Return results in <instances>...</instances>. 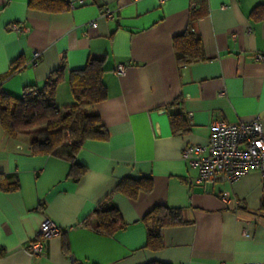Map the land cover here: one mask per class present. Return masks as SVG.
I'll list each match as a JSON object with an SVG mask.
<instances>
[{"label": "crops", "instance_id": "crops-1", "mask_svg": "<svg viewBox=\"0 0 264 264\" xmlns=\"http://www.w3.org/2000/svg\"><path fill=\"white\" fill-rule=\"evenodd\" d=\"M63 1L66 9L46 11L30 8L29 0H0V78L15 62L23 64L2 89L22 97L62 67L55 101L64 109L75 103L72 71L103 59L107 96L91 109L109 137L88 140L75 154L83 167L75 180L70 159L33 153L29 136L9 138L0 126V264H72L71 256L75 264H264L260 173L205 184L183 159L186 146L208 142L216 120L258 117L264 127V62L254 59L264 54V0ZM106 9L112 17L103 16ZM191 11L199 13L195 28L206 60L179 67L173 37L185 30ZM12 22L29 30L11 31ZM120 64L122 75L115 71ZM178 98L188 129L175 133L169 106ZM142 176L152 178L150 192L134 199L114 192L121 179ZM109 204L127 228L107 236L83 224ZM160 204L182 207L186 223L164 228L163 248L152 251L144 247L141 220ZM45 217L63 233L47 240L43 256L31 257L26 247Z\"/></svg>", "mask_w": 264, "mask_h": 264}, {"label": "trees", "instance_id": "trees-1", "mask_svg": "<svg viewBox=\"0 0 264 264\" xmlns=\"http://www.w3.org/2000/svg\"><path fill=\"white\" fill-rule=\"evenodd\" d=\"M32 9L61 11L67 8L63 0H29ZM199 13L190 12L189 22L183 32L173 37V49L179 67L206 60L201 35L195 28ZM23 64L15 62L9 71L0 78V126L9 138L20 135L29 136L33 153L58 154L72 161L70 174L78 179L83 167L74 161L75 154L88 140L106 141L108 131L98 113L91 107L107 96L103 75L106 67L103 59L91 60L85 68L72 71L70 85L75 96V103L60 109L55 101L56 87L64 78L62 67L52 71L41 87L30 86V93L22 97L8 94L1 83L18 71ZM178 98L170 104L169 117L175 133L185 132L188 121L180 111ZM17 185H8L6 190L17 189ZM153 189L151 177H126L121 179L114 189L130 198H136L141 191ZM264 210V202L262 206ZM147 227V239L144 245L152 251L163 248L162 231L164 228L183 225V208L164 204L154 206L142 218ZM85 226L92 227L103 235H114L127 228L119 208L115 204L100 205L94 211V221L86 220ZM144 264H172L151 260Z\"/></svg>", "mask_w": 264, "mask_h": 264}, {"label": "built area", "instance_id": "built-area-1", "mask_svg": "<svg viewBox=\"0 0 264 264\" xmlns=\"http://www.w3.org/2000/svg\"><path fill=\"white\" fill-rule=\"evenodd\" d=\"M165 3L167 0H159ZM83 1H79L82 4ZM71 8L76 3L70 4ZM106 18L112 17L110 10L103 12ZM96 23H92L95 25ZM9 30L17 33H25L29 27L25 23L12 22ZM40 53L34 51L31 62L39 61ZM256 61L264 62L263 53H255ZM118 74H124L126 67L118 65L115 69ZM31 89H25L30 93ZM183 159L199 171L198 181L205 184H214L220 181L234 183L240 180L250 171L256 170L264 181V127L262 120L255 117L249 121L229 123L224 120H216L210 127L208 142L202 145H188L183 150ZM224 201H230L227 192H222ZM63 228L58 226L48 217L43 218L36 236L26 247L31 257H40L45 253L48 239L59 236ZM246 234V231H245ZM228 264V263H220Z\"/></svg>", "mask_w": 264, "mask_h": 264}, {"label": "water", "instance_id": "water-1", "mask_svg": "<svg viewBox=\"0 0 264 264\" xmlns=\"http://www.w3.org/2000/svg\"><path fill=\"white\" fill-rule=\"evenodd\" d=\"M71 261H72V264H75V259L73 256H71Z\"/></svg>", "mask_w": 264, "mask_h": 264}]
</instances>
